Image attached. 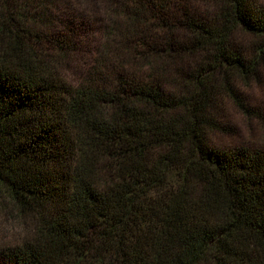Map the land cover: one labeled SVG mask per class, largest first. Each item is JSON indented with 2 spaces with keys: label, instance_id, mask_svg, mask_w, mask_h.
Listing matches in <instances>:
<instances>
[{
  "label": "trees",
  "instance_id": "16d2710c",
  "mask_svg": "<svg viewBox=\"0 0 264 264\" xmlns=\"http://www.w3.org/2000/svg\"><path fill=\"white\" fill-rule=\"evenodd\" d=\"M32 1L0 0V264H264V147L212 142L256 115L264 0Z\"/></svg>",
  "mask_w": 264,
  "mask_h": 264
},
{
  "label": "rangeland",
  "instance_id": "374dc122",
  "mask_svg": "<svg viewBox=\"0 0 264 264\" xmlns=\"http://www.w3.org/2000/svg\"><path fill=\"white\" fill-rule=\"evenodd\" d=\"M32 3L43 4L47 14L52 15L54 19L62 18L65 21L71 18L79 20L86 17L92 21H97L105 17L107 12L110 13L108 8L114 6L117 0H33ZM241 42L245 44L247 41L241 39ZM89 47L83 55H80L81 50L76 52L77 56H80L73 63H69L68 74L81 72L86 67L91 53ZM239 90L243 96L249 99L256 115L247 116L239 113L232 105H225L226 117L224 120L230 124L229 131L227 133H214L212 142L220 146L248 144L264 147V73L259 83L248 87L241 86ZM20 232L21 228L17 222L5 213L4 203L0 198V243L5 238Z\"/></svg>",
  "mask_w": 264,
  "mask_h": 264
}]
</instances>
